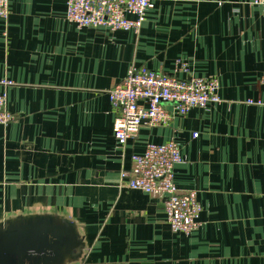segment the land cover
I'll return each instance as SVG.
<instances>
[{"label":"crops","instance_id":"0c3cea01","mask_svg":"<svg viewBox=\"0 0 264 264\" xmlns=\"http://www.w3.org/2000/svg\"><path fill=\"white\" fill-rule=\"evenodd\" d=\"M255 0H152L139 32L78 29L66 0H9L0 19V81L14 116L0 126V226L57 218L74 229L65 264H264V18ZM218 81L221 102L113 136L108 90L131 67ZM196 134V136H194ZM175 142L179 191L199 227L173 234L162 198L120 173L147 144Z\"/></svg>","mask_w":264,"mask_h":264},{"label":"built area","instance_id":"2783aa9c","mask_svg":"<svg viewBox=\"0 0 264 264\" xmlns=\"http://www.w3.org/2000/svg\"><path fill=\"white\" fill-rule=\"evenodd\" d=\"M152 0H66L65 19L78 29L103 28L110 32H139ZM262 8L264 0H255ZM9 16V0H0V19ZM187 65L176 61L173 74L131 67L121 82L115 84L107 95L115 112L113 136L119 146L135 136L141 126L150 128L168 126L174 116H185L194 108H204L221 102L219 84L214 78L188 74ZM260 86L262 96L247 100L252 106L264 107V75ZM12 82L1 80V87ZM14 116L6 107V95L0 91V126H7ZM196 136V134H194ZM182 163L178 145L169 141L147 144L141 154L131 156V168L120 173L125 187L146 195L162 198L166 223L173 234L190 235L198 227L200 206L193 190L179 191L174 184V169Z\"/></svg>","mask_w":264,"mask_h":264},{"label":"water","instance_id":"95a60500","mask_svg":"<svg viewBox=\"0 0 264 264\" xmlns=\"http://www.w3.org/2000/svg\"><path fill=\"white\" fill-rule=\"evenodd\" d=\"M71 224L57 218H24L0 226V264H65L78 256Z\"/></svg>","mask_w":264,"mask_h":264}]
</instances>
